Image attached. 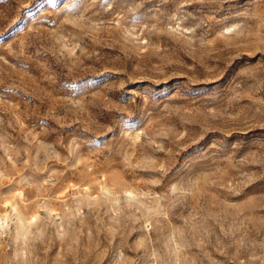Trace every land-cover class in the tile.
<instances>
[{
    "label": "rangeland",
    "instance_id": "1",
    "mask_svg": "<svg viewBox=\"0 0 264 264\" xmlns=\"http://www.w3.org/2000/svg\"><path fill=\"white\" fill-rule=\"evenodd\" d=\"M0 264H264V0H0Z\"/></svg>",
    "mask_w": 264,
    "mask_h": 264
}]
</instances>
